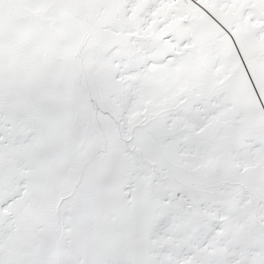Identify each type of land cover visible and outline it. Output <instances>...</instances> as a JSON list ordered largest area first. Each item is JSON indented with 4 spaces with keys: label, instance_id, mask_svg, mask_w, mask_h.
<instances>
[{
    "label": "snow or ice",
    "instance_id": "snow-or-ice-1",
    "mask_svg": "<svg viewBox=\"0 0 264 264\" xmlns=\"http://www.w3.org/2000/svg\"><path fill=\"white\" fill-rule=\"evenodd\" d=\"M0 264H264V0H0Z\"/></svg>",
    "mask_w": 264,
    "mask_h": 264
}]
</instances>
